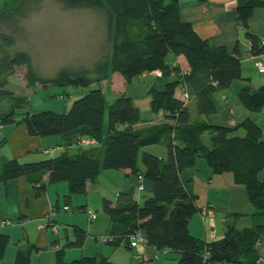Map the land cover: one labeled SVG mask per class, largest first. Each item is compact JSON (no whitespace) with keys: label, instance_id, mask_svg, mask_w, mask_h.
<instances>
[{"label":"trees","instance_id":"obj_1","mask_svg":"<svg viewBox=\"0 0 264 264\" xmlns=\"http://www.w3.org/2000/svg\"><path fill=\"white\" fill-rule=\"evenodd\" d=\"M41 1L18 0L13 12L8 15L0 12V22L24 13ZM57 1L67 9L103 11L108 27L111 31L114 29L112 54L99 60L93 68L97 79L90 76L89 70L70 69H63L50 79L41 78L33 68L30 55L13 52L14 38L0 34V89L8 84V77L18 67L26 68V80L31 86L40 83L44 87L74 88H91L114 73L130 84L136 76L144 78L145 73L160 71L161 77L150 75L165 81L162 87L150 89L151 109L153 113L166 112L168 121L135 129L142 117L133 98L121 94L108 105L100 87L90 89L74 101L67 113L45 110L27 112L22 118H16L15 108L0 111L1 125L21 124L33 137L60 136L65 146L76 144L82 138L97 141V145L81 147L73 155L64 151L54 158L27 163L9 159L0 169V182L25 177L37 189H44L43 179L47 175L49 184L68 183L67 197H71L86 194L88 181L95 180L103 171L143 174L145 181L154 184V191L142 205L133 200L117 205L109 199L102 202V209L110 219V234L118 238L110 244L124 245L120 244L121 240L129 243L131 236L143 232L147 242L159 250L180 252L181 258L176 264H255L256 242L264 240V225L257 223L259 217H264V181L259 179L264 170V131L251 117L236 127L194 120L188 103L176 97L181 85L182 90H188L190 97L195 98L197 114L209 118L217 113L212 96L241 80L246 84L238 91L240 102L251 111H261L264 85L254 87L242 76L240 44L235 45L233 54L224 45L211 46L191 23L182 19L178 0L169 3L165 0ZM260 8H264V0H243L236 8L238 23L245 30L253 56L264 53L262 38L251 32L249 26L255 10ZM131 23L138 26L136 31L129 29ZM170 54L175 58L185 57L189 70L183 72L180 66L169 64ZM16 105L23 107L20 103ZM159 143L166 145V159L142 151ZM200 157L214 173H232L235 183L246 188L256 218L252 228L237 229L227 224L225 235L211 242L191 234L190 220L198 208L196 196L188 187L189 170ZM140 161L144 171L140 169ZM85 238L86 232L76 227L73 244L82 246ZM9 242V235L0 233V260ZM63 255V249H59L56 264H113L98 256L66 262ZM13 264H30V252L19 249Z\"/></svg>","mask_w":264,"mask_h":264},{"label":"crops","instance_id":"obj_2","mask_svg":"<svg viewBox=\"0 0 264 264\" xmlns=\"http://www.w3.org/2000/svg\"><path fill=\"white\" fill-rule=\"evenodd\" d=\"M241 1L243 0H178L182 19L191 23L196 32L211 46L224 45L233 54L235 45L240 44L243 54L242 76L250 80V85L258 87L264 84V72H259L256 62L260 60L264 64V53L259 56L251 54V44L246 38L245 30L237 20L236 8ZM165 2L169 3L170 0ZM249 26L251 32L264 39V8L255 10ZM170 61L171 63L167 60L173 66H180L183 72L189 70V65L183 56L175 58L172 55ZM251 64H254L256 71L249 70L248 67ZM116 80L126 83L119 73L112 74L109 79L100 83L104 86V94L110 93L113 96L112 102L119 95L125 94L124 91L113 88ZM245 84L246 82L237 80L229 89L215 93L212 98L217 107V113L209 118L197 114L195 98L191 96L188 106L192 119H205L214 124L236 127L244 119L251 117L264 131V106L259 112L251 111L245 108L238 98V91ZM231 89L239 102L229 97ZM182 93L180 85L176 90V97L183 99ZM132 98L135 103L134 97ZM191 104L193 108L190 107ZM166 116V112L163 111L153 113L150 121L142 120L134 128H146L167 122ZM0 129V137L3 138L0 141V147L7 145L11 147L9 157H0V169L9 159L27 163L54 158L64 151L69 153L75 151L73 154H76L81 148L78 143L65 146L60 136H30L26 128L17 123L6 125V127L0 124ZM238 133L244 135L245 132L239 130ZM206 139L209 143L208 134ZM142 151L164 159L168 154L164 143L144 147ZM140 169L142 170L141 167ZM263 171L259 174V179L262 181H264ZM189 173L191 182L188 187L196 196L198 208L189 224V230L193 236L211 242L225 235L227 224L237 229L254 226L256 218L253 217L254 209L248 192L244 186L235 183L232 173H214L203 157L198 158L196 165L189 170ZM47 180L46 175L43 179L46 184L44 189H37L25 177L9 180L6 183L0 182V233L8 234L10 237L5 256L0 260V264H13L19 249L30 252V264H56L59 249H63L66 262L83 256L105 257L113 264H176L180 260V252L159 250L147 242L143 232L137 233L144 238L138 247H131L126 239H124V245L102 242L101 238L110 233V219L106 214L100 219L96 218V211L95 216L91 218L87 210L102 208L104 199L111 200L115 205L124 204L129 200L139 204L140 199L135 196V191L139 189L140 184L136 175L129 171H103L95 180L88 181L85 196L71 197H67L68 183L49 184ZM144 184L145 191L150 192L152 196L154 184L148 180ZM92 195L98 198L95 199ZM205 206L214 209L213 216L204 217L201 214ZM71 208L74 210L70 212ZM75 210L82 214L72 213ZM84 216L87 218L86 222L81 218ZM263 220L264 217H259L257 223L264 225ZM76 227L86 232L82 246L73 244Z\"/></svg>","mask_w":264,"mask_h":264},{"label":"rangeland","instance_id":"obj_3","mask_svg":"<svg viewBox=\"0 0 264 264\" xmlns=\"http://www.w3.org/2000/svg\"><path fill=\"white\" fill-rule=\"evenodd\" d=\"M17 1L0 0V12L6 15L13 12ZM108 25V19L103 11L67 9L57 0H42L29 7L24 13L17 14L6 21H1L0 34L10 35L14 38L13 52L23 51L30 55L33 68L41 78L50 79L63 69H70L77 72L89 70L90 76L97 79V75L93 72L95 64L99 60L110 56L113 50L114 29L111 31ZM129 29L136 31L138 26L131 23ZM171 58L172 55H168L167 60L170 63ZM248 68L251 72L256 71L254 64L249 65ZM26 71L25 67L16 68L8 77V84L0 89V111L8 112L10 109L15 108L16 118H22L27 112L34 113L45 110L59 114L67 113L74 101L83 97L90 89L99 87L103 89L104 87L102 84H95L91 88L54 85L44 87L40 83L31 86L26 80ZM167 80H170V78H167ZM164 82L163 79H157L153 76L148 78L136 76L130 84L116 80L113 88L124 91L127 96L134 97L135 104L141 109L139 110L143 122H148L153 116L149 91L152 87H162ZM105 95L107 103L110 105L113 96L110 93ZM229 95V97H233L238 101L232 89ZM17 103L23 104V107H17ZM190 107L193 108V105L191 104ZM2 139L0 137V141ZM10 148V145L1 146L0 157H9ZM70 153L73 154L75 151H70ZM139 164L144 170L143 163L140 162ZM76 196H85V194ZM135 196L140 199L139 204L142 205L144 200L151 196V193L137 189ZM92 197L98 198L96 195H92ZM73 210L71 208L69 211ZM93 210L97 212L96 218L100 219V217L105 216L102 208H98V210L94 208ZM72 213L82 214L78 210ZM81 218L84 222L87 221L85 216ZM207 264L213 263L209 262Z\"/></svg>","mask_w":264,"mask_h":264},{"label":"built area","instance_id":"obj_4","mask_svg":"<svg viewBox=\"0 0 264 264\" xmlns=\"http://www.w3.org/2000/svg\"><path fill=\"white\" fill-rule=\"evenodd\" d=\"M262 44L264 45V39L262 40ZM256 67L259 70L260 73L264 72V64L262 61L258 60L256 62ZM150 75L156 76V77H161L162 73L160 71H153L150 73H145L143 74V77H148ZM182 95H183V100L188 103V101H190L191 97L190 94L188 92V90H182ZM78 145H80L81 147H91V146H95L97 145V141L93 138H82L79 142ZM46 152H48V150H46ZM138 181H139V190L140 191H145L146 187H145V177L143 174H140L137 176ZM65 209H68V207H65ZM87 213L89 214V216L92 218L95 216V211L93 209H89L87 210ZM201 214L204 217H208V216H213L214 215V209L212 207H208L205 206L204 208H202L201 210ZM118 238L112 234H107L105 236H103L101 238L102 242L104 243H116L118 240ZM144 240V238L138 234L133 235L129 238V245L131 247H138V245ZM125 243V240H121L120 244ZM256 249H257V253H258V258L256 260L255 264H264V240H258L256 242L255 245Z\"/></svg>","mask_w":264,"mask_h":264}]
</instances>
